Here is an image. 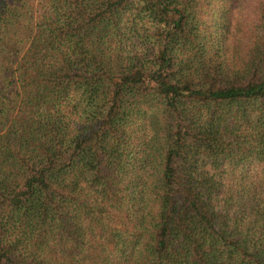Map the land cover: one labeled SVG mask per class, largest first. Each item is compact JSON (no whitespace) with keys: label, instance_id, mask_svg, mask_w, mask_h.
I'll return each instance as SVG.
<instances>
[{"label":"trees","instance_id":"1","mask_svg":"<svg viewBox=\"0 0 264 264\" xmlns=\"http://www.w3.org/2000/svg\"><path fill=\"white\" fill-rule=\"evenodd\" d=\"M0 264H264V0H0Z\"/></svg>","mask_w":264,"mask_h":264}]
</instances>
